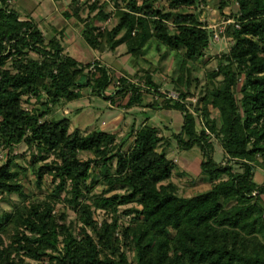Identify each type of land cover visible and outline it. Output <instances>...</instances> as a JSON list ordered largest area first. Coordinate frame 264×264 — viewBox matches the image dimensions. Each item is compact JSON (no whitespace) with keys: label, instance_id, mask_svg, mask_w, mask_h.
I'll list each match as a JSON object with an SVG mask.
<instances>
[{"label":"trees","instance_id":"trees-1","mask_svg":"<svg viewBox=\"0 0 264 264\" xmlns=\"http://www.w3.org/2000/svg\"><path fill=\"white\" fill-rule=\"evenodd\" d=\"M16 1L0 0V151L6 152L0 202L15 195L20 203L0 212V264H131L124 249L134 255V264H264V184L254 182L255 169L264 171V0H234L237 11L226 17L232 23L223 33L231 45L216 58V69L206 73V91L195 107L201 127L182 101L192 82L189 64L205 55L212 36L198 11L207 0H163L162 8V0H122V7L111 13L99 0H71L62 13L82 25L81 37L94 51L125 46L137 59L153 42L165 52L183 49L177 77L171 80L181 101L167 99L164 107L182 115L175 144L203 153L200 173L212 183L208 191L189 198L177 196L176 186L168 182L175 163L158 151L162 138L156 127L132 126L117 142L102 131L70 132L67 118L45 119L48 106L79 100L81 89L112 104L115 96L129 95L132 107L141 103L143 92L157 93L158 86L149 75L146 89L120 78L107 95L109 70L65 55L57 36L46 41L33 19L13 9ZM227 1L219 0L221 15ZM110 17L116 21L112 28L104 26ZM55 35L62 38L63 30ZM33 99L45 107L43 112L24 107ZM131 138V148L124 151ZM212 138L220 142L224 165L213 159ZM19 145L26 147L28 160L13 154ZM82 153L92 157L82 160ZM234 165L241 171H234ZM45 176L53 190L44 199L29 198L25 182L40 189ZM97 179L106 190L93 195ZM117 189L124 193L108 196ZM59 203L76 213L79 227L55 210ZM131 204L137 208L122 211L130 217L125 225L118 209ZM97 211L110 222L98 223Z\"/></svg>","mask_w":264,"mask_h":264},{"label":"rangeland","instance_id":"rangeland-1","mask_svg":"<svg viewBox=\"0 0 264 264\" xmlns=\"http://www.w3.org/2000/svg\"><path fill=\"white\" fill-rule=\"evenodd\" d=\"M71 0H17L12 3L13 9L18 12L21 18L33 19L39 29L45 36L46 41L53 36H57L64 48V54L73 57L80 64H88L98 62L106 67L111 76V86L106 91V94L113 92L114 88L119 85V79L125 78L127 83L134 84L146 89L145 78L149 75L152 81L158 86L157 93H142L141 103L129 107L127 102L129 95L124 97L115 96V103L104 101L102 98L96 97L88 88L81 89V97L77 101L69 103H60L56 106H48L49 114L46 120L58 121L67 118L70 121V132L78 129L83 134H88L91 131H102L115 135L117 142H120L128 134L132 126L137 130L142 125L149 124L157 128L159 135L162 138V143L158 147V151H164L166 157L175 163L172 176L168 182L176 186L175 193L179 197L189 198L208 191L212 183L207 177L201 175L200 164L204 160L203 153L198 148H193L190 151L179 150L173 139V135L178 133L182 124V115L177 110H172L164 107L167 99L172 101H181L178 92L175 90L171 80L177 77V69L179 67L180 58L183 54V49L178 53L165 52L164 47L157 48L155 42L149 47L144 48L142 57L133 58L126 53V47L121 46L116 51L109 50L94 51L86 46L81 33L82 25L78 24L74 19L66 20L62 13L67 10ZM86 0H80L85 2ZM100 3H107L106 11L113 12L116 6L122 7V0H99ZM206 6L199 7L200 19L211 31L209 48L205 55L195 62H191L192 82L188 97L183 100V104L192 111L197 118V123L201 127V119L199 113L195 110L198 104V99L201 98L206 91L207 79L206 73L216 69V58L229 50L231 41L223 36L226 25L232 23L231 20H226L230 14L237 11V5L234 0L227 1V7L221 15L217 9L219 0H207ZM92 2V1H91ZM159 7H165V2L162 0ZM190 11H194L190 9ZM95 14V13H93ZM86 16V12L83 17ZM103 25L102 22H99ZM116 21L110 17L104 26L112 28ZM63 30L62 38L55 35V30ZM164 53H166L164 55ZM35 58V56L31 55ZM196 78V79H195ZM193 79L197 80L194 81ZM219 80V79H218ZM241 84V83H240ZM237 97H240L238 94ZM25 108L31 110L36 109L44 111L45 107L38 104L33 99L31 105H24ZM212 118L219 121L218 113L212 111ZM132 138L124 145L123 150L128 151L131 148ZM213 146V159L219 165L227 163L220 142L216 139H211ZM13 154H25L29 159L28 151L23 145H19L14 149ZM80 159L86 160L92 156L88 153L80 154ZM6 158V152L0 151V165ZM21 162V165L26 166V162ZM236 172L241 171L237 165L233 166ZM113 171V169H112ZM29 181L33 182V175L28 173ZM224 178V177H223ZM225 179V178H224ZM92 187L93 195H100L106 190L99 179ZM254 182L257 185L264 184V171L260 168L255 169ZM30 185L25 182L27 195L29 198L44 199L47 193L53 190L54 184L51 183V178L45 176L41 182V187ZM123 194L124 191L117 189L108 194ZM62 198L64 194L60 195ZM264 201V197L262 198ZM20 203L19 196H9L6 201L0 202V212H10L12 207ZM136 207L131 204L118 209V216L121 223L127 225L130 217L122 214V211L131 207ZM137 208V207H136ZM55 210L61 214L65 213L66 222L75 224L79 227L80 224L76 220V213L66 206L65 203L56 205ZM93 210V209H92ZM94 219L100 223L104 219L110 222V218L103 211H97L93 215ZM129 262L134 264V255L124 249ZM30 264H40L38 262L26 260Z\"/></svg>","mask_w":264,"mask_h":264},{"label":"crops","instance_id":"crops-1","mask_svg":"<svg viewBox=\"0 0 264 264\" xmlns=\"http://www.w3.org/2000/svg\"><path fill=\"white\" fill-rule=\"evenodd\" d=\"M62 30V29H61ZM57 31H60V30H57Z\"/></svg>","mask_w":264,"mask_h":264}]
</instances>
